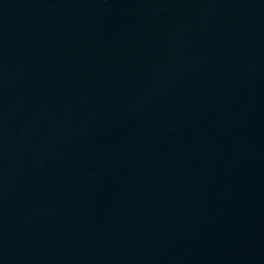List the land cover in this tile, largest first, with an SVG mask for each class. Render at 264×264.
I'll return each instance as SVG.
<instances>
[{"label": "water", "instance_id": "95a60500", "mask_svg": "<svg viewBox=\"0 0 264 264\" xmlns=\"http://www.w3.org/2000/svg\"><path fill=\"white\" fill-rule=\"evenodd\" d=\"M0 264H264V0H0Z\"/></svg>", "mask_w": 264, "mask_h": 264}]
</instances>
